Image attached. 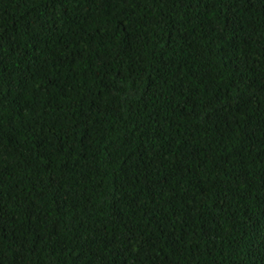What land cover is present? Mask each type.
<instances>
[{"label": "trees", "instance_id": "obj_1", "mask_svg": "<svg viewBox=\"0 0 264 264\" xmlns=\"http://www.w3.org/2000/svg\"><path fill=\"white\" fill-rule=\"evenodd\" d=\"M0 264H264V0H0Z\"/></svg>", "mask_w": 264, "mask_h": 264}]
</instances>
